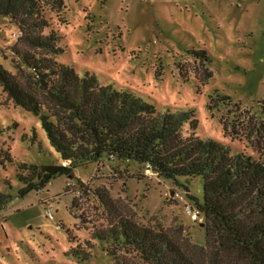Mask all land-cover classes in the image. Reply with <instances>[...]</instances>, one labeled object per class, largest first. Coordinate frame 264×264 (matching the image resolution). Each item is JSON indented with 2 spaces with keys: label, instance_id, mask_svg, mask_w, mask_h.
I'll use <instances>...</instances> for the list:
<instances>
[{
  "label": "rangeland",
  "instance_id": "obj_1",
  "mask_svg": "<svg viewBox=\"0 0 264 264\" xmlns=\"http://www.w3.org/2000/svg\"><path fill=\"white\" fill-rule=\"evenodd\" d=\"M45 15L50 30L61 38L64 52L56 58L59 63L72 64L80 75H94L102 85L137 92L161 112L193 110L201 138L259 157L244 136L235 138L224 131L229 107L221 103L211 111L208 105L216 92L230 97L240 105L238 116L247 127L262 107L264 0H65L63 13L46 8ZM17 38L16 26L1 17L0 68L23 86L35 87L27 73L16 68L11 49ZM203 52L208 60L200 55ZM0 128L6 129L0 136V151L12 160L0 166V193L13 198L0 211V264H79L69 254L71 245L59 224L87 250L84 243L92 228L107 224L96 190H106L117 208L136 223L160 226L185 245L205 246L203 219L194 222L184 208L193 203L177 197L185 196V188L136 163L101 162L79 168L73 179L58 177L43 193L17 198L21 187L17 174H25L18 171L20 164L57 165L60 160L39 120L15 107L1 85ZM32 128L37 131L34 142ZM78 180L88 191L77 200L75 210L72 203L78 195L72 187L68 194L66 190L69 182ZM180 181L203 201L201 177ZM82 214L87 224L78 219ZM84 264L113 262L98 249Z\"/></svg>",
  "mask_w": 264,
  "mask_h": 264
},
{
  "label": "trees",
  "instance_id": "obj_2",
  "mask_svg": "<svg viewBox=\"0 0 264 264\" xmlns=\"http://www.w3.org/2000/svg\"><path fill=\"white\" fill-rule=\"evenodd\" d=\"M46 8L61 14L65 0H0V18H8L18 29L11 49L16 68L27 73L35 87L23 86L1 68L0 85L15 107L39 120L60 160L57 165L20 164L18 171L25 174H17L21 187L16 197L43 193L58 177L73 179L79 168L101 162L136 163L185 188L187 198L178 193L177 197L189 199L193 205L187 206L199 212L205 224V246L185 245L160 226L136 223L117 208L106 190H96L107 224L92 228L90 240L84 243L87 250L59 224L68 236L69 254L79 264L90 261L98 249L113 264H264V102L249 127L238 116L240 105L230 97L216 92L208 105L211 111L221 103L229 107L224 131L235 138L244 136L258 158L235 152L216 139L201 138L193 110L161 112L137 92L102 85L94 75H80L72 64L59 63L56 58L64 50L58 33L50 30ZM200 55L208 60L206 53ZM5 131L0 128V136ZM31 132L34 142L37 131ZM11 162L9 154L0 151V166ZM196 177L203 179V201L180 181ZM69 188L78 195L72 203L76 210L88 187L78 180L67 184L66 194ZM12 200L11 195L0 193V211ZM78 219L87 224L83 214Z\"/></svg>",
  "mask_w": 264,
  "mask_h": 264
},
{
  "label": "built area",
  "instance_id": "obj_3",
  "mask_svg": "<svg viewBox=\"0 0 264 264\" xmlns=\"http://www.w3.org/2000/svg\"><path fill=\"white\" fill-rule=\"evenodd\" d=\"M186 208H187V211H189L188 213L191 214V218H192V220H193L194 222H196V221H200V214H199L198 211L193 210L190 206H187ZM48 216L53 217V216H51V214L48 215Z\"/></svg>",
  "mask_w": 264,
  "mask_h": 264
},
{
  "label": "water",
  "instance_id": "obj_4",
  "mask_svg": "<svg viewBox=\"0 0 264 264\" xmlns=\"http://www.w3.org/2000/svg\"><path fill=\"white\" fill-rule=\"evenodd\" d=\"M200 226L204 228L205 224H201Z\"/></svg>",
  "mask_w": 264,
  "mask_h": 264
}]
</instances>
